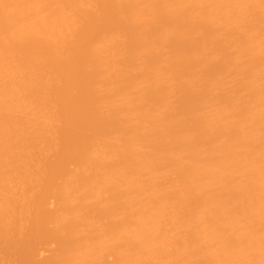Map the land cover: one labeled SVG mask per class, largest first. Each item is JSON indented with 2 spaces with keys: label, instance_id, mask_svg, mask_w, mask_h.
Wrapping results in <instances>:
<instances>
[{
  "label": "bare ground",
  "instance_id": "6f19581e",
  "mask_svg": "<svg viewBox=\"0 0 264 264\" xmlns=\"http://www.w3.org/2000/svg\"><path fill=\"white\" fill-rule=\"evenodd\" d=\"M27 226L43 264H264V0H0V236Z\"/></svg>",
  "mask_w": 264,
  "mask_h": 264
},
{
  "label": "rangeland",
  "instance_id": "374dc122",
  "mask_svg": "<svg viewBox=\"0 0 264 264\" xmlns=\"http://www.w3.org/2000/svg\"><path fill=\"white\" fill-rule=\"evenodd\" d=\"M59 129V134H60V136H61V129H63L62 127L61 128H58ZM61 130V131H60ZM64 131V130H63ZM62 131V132H63ZM59 134H58V136H59ZM61 137H63V135L61 136ZM61 137H60V139H61ZM70 144V143H69ZM69 144L67 145V146H65V145H63V146H65L66 148V151H68L69 150V148H71V144H70V146H69ZM68 149V150H67ZM64 150V149H63ZM63 150L62 149H60V153H58L57 155L60 157L59 159H57V157L58 156H56V158H54V156L52 157V156H50V155H52V154H48L47 156H48V159H49V157H50V159L48 160H44V161H42V165H44L43 164V162L45 163L46 162V165L48 166V165H50V164H47V163H49L50 161H52L53 159H54V161H56L57 160V162H59V160L60 159H62L63 160V157L65 156H63V154H65V150H64V152H63ZM62 152V153H61ZM60 154V155H59ZM62 154V155H61ZM61 156H63V157H61ZM47 158V157H46ZM51 158H53V159H51ZM56 159V160H55ZM55 163V162H54ZM55 165H57V164H55ZM51 166V165H50ZM49 166V167H50ZM45 167V166H44ZM43 167V168H44ZM58 167V166H57ZM46 168V167H45ZM48 168V167H47ZM58 169H59V167H58ZM56 170H57V168H56ZM56 170H55V173H54V177H53V180H52V183H54L55 182V179H56V181L58 182L59 181V179H58V177L60 176L59 175V173L61 172V170H59L58 171V173L56 172ZM57 173V174H56ZM56 174V175H55ZM58 179V180H57ZM52 192L50 193V195L49 196H47V198H46V204L44 205V212H42L43 210H41V211H39L38 212V216L40 215V214H44L46 211H48L47 209H49V206H50V202L52 201ZM52 208V207H51ZM50 208V209H51ZM49 209V210H50ZM36 212L35 211H33V214H35ZM40 213V214H39ZM33 214L31 213V215L33 216ZM36 216H37V213L35 214ZM31 217V216H29V217H31L30 219H28L29 221H27V223H28V226H30V224L29 223H33V221L34 222H37V221H39V219H38V216L37 217ZM42 216V215H41ZM40 218V217H39ZM36 219H38V220H36ZM31 223V224H32ZM17 224V223H16ZM15 224V225H16ZM34 224V226H36L35 224H37V223H33ZM32 224V225H33ZM27 225V224H26ZM28 226H27V229H26V227L23 229V230H21V229H14V231H6L7 233H5V234H7V235H4L3 233H2V235L0 236V251H1V254L4 252H8V251H10V253L8 252L7 254L9 255V257L10 256H12V257H14V256H16V255H18L19 253H20V255H18L19 257L20 256H22L21 254H23V256H25V255H29V253L32 251V249L34 248V249H36V251H32L33 252V254H30V259H32V261L34 260V259H37V261L38 260H41V263L40 264H43V262H44V260H45V258H48L49 256H52L54 253H55V249L57 248V246H58V243L56 244V242L53 240L54 239V237H52L53 235H51V237H49L48 236V238L46 239V238H42L39 234H41V235H43L42 234V231L45 229H43V230H41L40 228H39V230H37V232L38 231H40L41 233H39V234H37V232H36V230H31L30 229V227L28 228ZM38 226V225H37ZM33 227V226H32ZM34 228V227H33ZM36 229V228H35ZM38 229V228H37ZM46 230H48V228L47 229H45V231ZM50 230V229H49ZM44 231V232H45ZM43 232V233H44ZM47 234V233H46ZM51 234V233H50ZM48 235H49V233H48ZM42 238H40V237ZM39 237V238H38ZM45 237H47V235L45 236ZM53 238V239H52ZM33 240V241H32ZM30 241H31V243H30ZM28 243V244H27ZM32 244V245H31ZM44 248H43V247ZM25 247V248H24ZM31 247H33V248H31ZM42 247V248H41ZM24 248V249H23ZM22 249V250H21ZM27 249V250H26ZM44 250L45 251V253H44V251H43V253H42V255L40 256L39 254H38V251L39 250ZM28 250H30V252L28 253ZM24 251V253H22ZM26 251H27V253H26ZM15 252H16V254H15ZM40 253L42 252V251H39ZM6 254V256H8ZM15 254V255H14ZM25 254V255H24ZM5 255V254H4ZM18 256L16 257V258H18ZM0 264H7V263H3V262H1L0 261Z\"/></svg>",
  "mask_w": 264,
  "mask_h": 264
}]
</instances>
